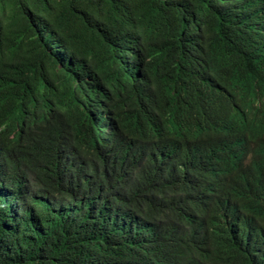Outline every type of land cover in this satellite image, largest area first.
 <instances>
[{
	"label": "trees",
	"instance_id": "obj_1",
	"mask_svg": "<svg viewBox=\"0 0 264 264\" xmlns=\"http://www.w3.org/2000/svg\"><path fill=\"white\" fill-rule=\"evenodd\" d=\"M0 264H264V0H0Z\"/></svg>",
	"mask_w": 264,
	"mask_h": 264
}]
</instances>
